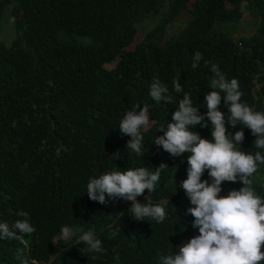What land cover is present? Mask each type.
<instances>
[{"label":"trees","instance_id":"16d2710c","mask_svg":"<svg viewBox=\"0 0 264 264\" xmlns=\"http://www.w3.org/2000/svg\"><path fill=\"white\" fill-rule=\"evenodd\" d=\"M181 15L183 27L168 34ZM8 19L10 31L0 39V222L11 225L23 210L36 232L25 237L27 247L0 240V264L26 258L28 264H158L160 254L178 252L199 235L180 187L189 154L173 158L156 146L164 134L158 129L172 122L184 93L206 115L213 64L239 81L242 102L264 111V0H0V35ZM153 19V28L135 41L139 27ZM196 52L203 59L193 69ZM154 78L167 86L172 104L151 99ZM174 79L182 93L174 91ZM136 103L148 104L155 121L142 130L140 157L128 153L131 138L119 132ZM220 110L227 116L223 98ZM227 127L233 135L244 131L242 151H256L250 130ZM192 130L212 140L210 125ZM162 163L168 168L151 202H167L163 223L135 221L130 201L108 198L102 205L87 196L93 177L137 167L155 171ZM202 180L211 182L207 172ZM253 181L264 197V165ZM241 187L224 182L221 195ZM147 196L146 190L138 201L146 204ZM63 226L73 230L68 240L59 238ZM81 230L94 231L102 253L82 252L85 246L75 243Z\"/></svg>","mask_w":264,"mask_h":264},{"label":"clouds","instance_id":"9594fccd","mask_svg":"<svg viewBox=\"0 0 264 264\" xmlns=\"http://www.w3.org/2000/svg\"><path fill=\"white\" fill-rule=\"evenodd\" d=\"M202 59V53L196 52L192 68L196 69ZM211 72L214 76L210 82L212 91L205 96L206 115H201L199 109L193 106L191 94L184 93L171 116L172 122L167 123L166 127L160 126L158 131L164 134L154 141L156 146L173 158L189 154L187 179L182 181L180 187L191 205L186 215L193 217L192 228L199 231V235L182 243L178 252L160 254L158 264L264 262V197L258 195L253 187V177L259 171V166L264 165V111H257L242 102L243 93L239 81L235 78L229 81L218 65L213 64ZM173 86L176 93L183 92L178 79L173 80ZM149 95L157 103H173L167 86L159 79L154 78L151 82ZM222 98L228 109L227 116L220 110ZM149 109L150 106L146 103L143 107L136 103L120 120V134L131 138L126 145L130 155H143L142 130H147L155 122L150 120ZM238 124L250 130L255 137L254 153L241 150L245 140L243 130L236 131L234 135L229 133L227 125L236 128ZM197 125L202 128L211 126V141L192 130ZM112 157L114 160L120 159L121 153L118 151ZM167 168L168 165L162 163L155 171L137 167L126 171L120 169L105 172L90 179L87 196L91 201L102 205L109 202L108 198L113 201H130L129 213L135 221L163 223L167 218L164 206L167 202L153 204L151 194L157 190L161 173ZM205 172L211 182L202 180ZM224 182H240L243 187L221 195ZM146 190L147 203L141 204L138 197L144 196ZM16 216L19 218L11 225L0 222V240L15 239L27 247L28 238L36 229L30 223L28 212L18 210ZM14 230H18L19 235ZM72 235L73 230L63 226L59 238L68 240ZM75 243L85 246L82 252L102 253L104 250L102 241L92 230H81ZM23 264H28L27 258ZM31 264H37V261L32 260Z\"/></svg>","mask_w":264,"mask_h":264},{"label":"rangeland","instance_id":"374dc122","mask_svg":"<svg viewBox=\"0 0 264 264\" xmlns=\"http://www.w3.org/2000/svg\"><path fill=\"white\" fill-rule=\"evenodd\" d=\"M186 17L184 15H181L179 18H177L168 28H167V33L168 34H172L175 33L176 31H178L181 27H183L184 22H185ZM156 20H150L148 21L146 24H144L143 26L139 27L138 29V33L136 35L135 41H139L140 38L144 35L145 32L149 31L151 28H153V26L155 25ZM244 24H240L238 26L239 29H237V34L238 35H242L240 32V27L242 28ZM10 31V19L8 20H4V25H3V32L0 35V39H3L6 34ZM236 34V35H237Z\"/></svg>","mask_w":264,"mask_h":264}]
</instances>
